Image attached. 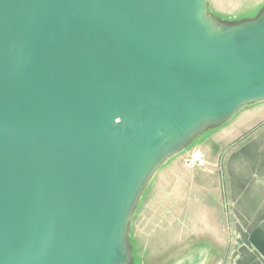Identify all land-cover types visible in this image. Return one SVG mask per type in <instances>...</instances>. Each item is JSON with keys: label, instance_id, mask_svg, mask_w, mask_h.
<instances>
[{"label": "water", "instance_id": "obj_1", "mask_svg": "<svg viewBox=\"0 0 264 264\" xmlns=\"http://www.w3.org/2000/svg\"><path fill=\"white\" fill-rule=\"evenodd\" d=\"M262 101L264 6L0 0V264H134L156 171Z\"/></svg>", "mask_w": 264, "mask_h": 264}, {"label": "rangeland", "instance_id": "obj_2", "mask_svg": "<svg viewBox=\"0 0 264 264\" xmlns=\"http://www.w3.org/2000/svg\"><path fill=\"white\" fill-rule=\"evenodd\" d=\"M209 1L211 11L224 18L251 16L264 6V1L261 0ZM259 110L264 111V105ZM260 118L249 129L239 131L234 137L229 136V133L225 136L229 140L224 144L223 156L264 127V114ZM239 123L237 121V124L229 125L232 126L229 130L232 131ZM213 130L198 137L182 152L168 159L156 171L141 195L130 221L129 234L134 264H185L187 262H179L177 258L187 253L188 256H194L193 261L187 264H261L257 258L241 259L237 248L230 243L231 238L226 243L218 240L217 228L208 223L212 217H208L211 209L207 196L199 193V190L190 187L181 192L178 210H175L174 196L171 194L176 185L178 164L189 167L201 165L192 162L191 155L198 149V143ZM167 172L168 179L165 177ZM168 199L173 203L168 202ZM199 251L203 252L202 256L196 255Z\"/></svg>", "mask_w": 264, "mask_h": 264}, {"label": "crops", "instance_id": "obj_3", "mask_svg": "<svg viewBox=\"0 0 264 264\" xmlns=\"http://www.w3.org/2000/svg\"><path fill=\"white\" fill-rule=\"evenodd\" d=\"M263 105L264 101L244 106L227 123L203 138L196 149L203 153V162L197 167L179 163L171 194L175 210L185 189L191 187L205 194L211 209L208 217L213 219L208 223L217 228L218 240L226 243L231 238L230 243L237 248L241 259L257 258L261 264H264V127L224 156L222 150L229 140L225 137L228 133L234 137L261 119L264 111L259 109ZM237 121L239 125L230 131L229 125ZM165 177L168 179V172ZM168 202L173 203L170 199Z\"/></svg>", "mask_w": 264, "mask_h": 264}, {"label": "built area", "instance_id": "obj_4", "mask_svg": "<svg viewBox=\"0 0 264 264\" xmlns=\"http://www.w3.org/2000/svg\"><path fill=\"white\" fill-rule=\"evenodd\" d=\"M203 153L200 150H196L191 155V161L194 163H200L203 161Z\"/></svg>", "mask_w": 264, "mask_h": 264}, {"label": "bare ground", "instance_id": "obj_5", "mask_svg": "<svg viewBox=\"0 0 264 264\" xmlns=\"http://www.w3.org/2000/svg\"><path fill=\"white\" fill-rule=\"evenodd\" d=\"M201 162H203V161H201ZM201 162H200V163H201Z\"/></svg>", "mask_w": 264, "mask_h": 264}]
</instances>
